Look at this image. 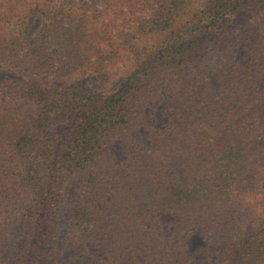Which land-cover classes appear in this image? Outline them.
Instances as JSON below:
<instances>
[{
	"label": "trees",
	"instance_id": "16d2710c",
	"mask_svg": "<svg viewBox=\"0 0 264 264\" xmlns=\"http://www.w3.org/2000/svg\"><path fill=\"white\" fill-rule=\"evenodd\" d=\"M105 1L0 0V264H264V0Z\"/></svg>",
	"mask_w": 264,
	"mask_h": 264
},
{
	"label": "rangeland",
	"instance_id": "374dc122",
	"mask_svg": "<svg viewBox=\"0 0 264 264\" xmlns=\"http://www.w3.org/2000/svg\"><path fill=\"white\" fill-rule=\"evenodd\" d=\"M80 3L88 4L91 6H98V7H104L106 4L105 0H73ZM130 64L122 63L117 64V66L112 67V77L106 81H101L95 74L92 73H86L78 76H72V77H65V78H59V77H50V76H41V79L48 82V83H69L74 81L77 77H79L84 85L90 89H103L105 93L112 92L121 82V80L126 76L127 70L129 69ZM15 78V79H28L30 78L29 74L24 71L17 68H11L8 66H0V92L2 95L5 96L4 86L6 85L8 79ZM155 118L159 123H162L166 121L168 118V111L164 106L159 107L155 112ZM148 144V141H146ZM122 140L118 141L115 145V152L119 156L120 159L124 158V152L122 151ZM68 196L73 192V187L70 186ZM163 218L168 222V224L171 227H175L176 221L178 220V216L172 212H165L163 214ZM206 241L200 235L199 232L194 231L192 232L188 239H187V250L193 257H196L195 251L198 246L205 245ZM64 257L66 261H68V264H76L74 257H73V251L71 249L66 248L64 251Z\"/></svg>",
	"mask_w": 264,
	"mask_h": 264
}]
</instances>
